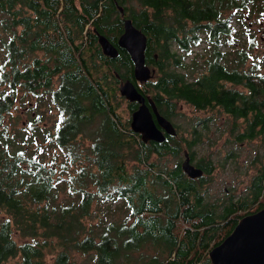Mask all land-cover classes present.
<instances>
[{"label":"trees","instance_id":"16d2710c","mask_svg":"<svg viewBox=\"0 0 264 264\" xmlns=\"http://www.w3.org/2000/svg\"><path fill=\"white\" fill-rule=\"evenodd\" d=\"M135 1L137 6L129 0H0V8L13 14L14 22L6 27L9 39L1 41L5 52L0 49V206L7 213L0 220V264L17 253L24 264H43L47 249L56 245L54 264H81L74 253H85L91 264H130V260L134 264H206L207 257L188 259L191 252L206 251L217 236L210 234L211 227L201 228L218 217L224 226L229 225L227 235L242 216L264 206V198L255 206L264 192V163L253 178V198L229 202L221 212L203 204L182 161L155 171L151 156L180 155V139L168 134L163 142H144L141 133L123 121L116 100L119 82L130 78L177 127L178 99L202 109L220 104L235 117L234 123L243 119L244 128L242 123L237 126L242 139L258 135L264 139V72L258 63L249 68L242 62L235 65V59L248 58L244 47L221 50L222 43L236 40L232 11L243 16L253 1ZM120 6L148 37L146 63L155 72L143 87L134 75L129 52L118 47V55L112 57L99 42L102 33L118 46L124 29ZM18 24L23 26L20 35L13 30ZM202 32L211 47L208 53H197L204 64L194 72L196 58L185 59L202 43ZM28 39L29 50L43 49L51 55L46 60L36 57L22 68L19 60ZM58 74L59 83L52 88ZM20 83L35 94L41 87L51 89V106L60 118L54 130L41 129L33 119L32 139L22 131V140L19 133H10L5 119ZM138 105L130 101L132 111ZM83 139L91 143L83 144ZM39 140L53 149L51 158L29 153L28 143ZM182 141L194 158L191 145L196 140ZM38 147L41 153L47 151L43 144ZM70 165L76 172L64 173L63 168ZM201 166L208 172L212 169ZM156 181L164 185V192L158 191ZM63 192L68 195L65 199H61ZM117 200L127 208L116 207L129 214L122 221L106 218L87 224L93 202L102 206ZM180 223L181 235L176 232ZM12 227L28 240L18 244Z\"/></svg>","mask_w":264,"mask_h":264},{"label":"rangeland","instance_id":"374dc122","mask_svg":"<svg viewBox=\"0 0 264 264\" xmlns=\"http://www.w3.org/2000/svg\"><path fill=\"white\" fill-rule=\"evenodd\" d=\"M129 1L133 5L137 6V1ZM252 1V9L251 7L247 8L243 16L241 15L238 19L233 18L231 20L233 28L237 31H241V34L236 37L237 41L235 43H238L240 47H244L246 52H248V58L244 59V61L241 59L239 61L235 59V61H237L235 65L242 62L244 68H249L258 63L257 66H259L264 72V13H260L262 11L264 12V0H259L263 9L260 7L258 0ZM139 8L140 7H137V9ZM8 24L14 25L13 14L9 15V13L4 12L0 8V49L3 53L5 50L1 48V41L4 38L5 41L9 39V29L6 28ZM15 29L17 35H20L23 30L22 24H18L13 27V30ZM201 34L203 37L202 43L193 47V52L188 57V59H185L186 62H190L192 56L196 54L195 52L204 53L209 48V43L205 38L206 33L202 32ZM28 42L29 39L26 43H23V46L24 44H27V48L24 56H22L19 60L21 63L20 67L22 68L24 67V64H31L33 59L36 57L46 60L51 55L43 49L29 50ZM222 44V48L225 50L230 49L234 45L232 43L227 45L226 42ZM171 45L173 50H177L178 46L175 42L171 43ZM232 56H237V53H233ZM1 64L2 60L0 54V66ZM203 64V57L196 58V61H193L192 63L194 72L200 71L203 67ZM171 66L173 65H170V67ZM179 69L186 71V68L183 67H179ZM62 73L63 72L60 74L62 75ZM60 74L55 76L52 88H55L58 85ZM0 81H3V79L0 78ZM142 83L143 82L140 84L143 87L144 85ZM226 83L233 85L231 82ZM37 91V94H35L29 88L22 86L21 83L18 84L14 103L10 108L11 110L9 113L6 115L5 123L7 126H9L10 133H19L18 137L20 140H22V134L20 131L27 134V139L33 138V132L35 131L31 126V120L33 119L37 120V126H39L41 129H44L46 126L54 130L56 125L59 123L60 118L57 113V109L51 106V89H45L41 87ZM116 100L119 101L118 111L122 116L123 121L128 122L129 125H131L133 111L130 108V100L121 94L119 87L116 94ZM177 106L179 110L174 117V122L179 125L178 127L176 126V135L179 136L181 144L183 145L182 152L177 156L172 154H167L164 156L153 154L151 156V160L156 163L155 171L161 168H173L179 161H183L186 158L185 152H189V147H187L188 145H186V143L182 140L183 138H193L194 130L197 129L196 132L200 134L198 136L199 140L192 147V150L196 155L195 160L198 163L205 164L209 161H212L214 165V171L211 174L206 175V178L202 183H205L204 187L210 193L211 199H217L216 201L219 204V212L223 211V201L228 204L229 200L236 201L242 195H244V193L248 192L251 194L253 190V177L259 166L264 163V139H262V137L259 135L253 138L242 139V137L239 135L240 129L237 126L242 123L241 128H244L243 119H238L234 123L235 117L226 112L224 109H220V107L209 110H196L192 104L186 102L183 99H178ZM204 117H206V120L202 121L201 119ZM204 122H207V124H204ZM89 143L91 142L83 139V144ZM39 144L46 146L47 151L42 153L39 152ZM28 146V151L30 154L36 153L39 157H42L43 160H45L47 157L51 158L53 155V149L50 146L45 145L41 140L38 142H29ZM84 147L85 146L80 145V148ZM61 159L62 156L58 155L57 161H60ZM144 167H148V165H144ZM129 169H131V163L129 165ZM63 172L66 174L76 172V168L70 165L67 168H63ZM185 175L187 176V174ZM199 179L200 178L196 180ZM155 186H157L159 192H164V185L161 186L158 181L155 182ZM226 186L228 188L227 190L225 189ZM64 190H68V186H66ZM66 197H68V195L65 192L61 193V199H65ZM195 199L196 196L194 194L191 195V200L194 201ZM219 201L221 203H219ZM175 202L176 201L174 199L171 200L173 206L175 205ZM120 204L127 208L124 204H122L121 200L114 202L110 201L102 206L96 202H93L91 206V213L86 219L87 224L96 225L106 218L108 220H116L118 222L122 221L123 218L129 214L127 210L124 212L121 208L116 207ZM4 215H7V213L5 212V209L0 206V220ZM214 219L218 220L216 217ZM220 226V229H213L210 231V234L213 232H216V235L219 234V236L215 237L214 241L222 237V235L229 228V225L223 227V223H221ZM12 228L13 235L18 244L28 240L27 238L21 236L16 228ZM183 230L184 228L180 223L176 228V232L181 235ZM151 244H153V242ZM58 250L59 247L57 245L53 246L51 249H47L43 264H54V259L58 253ZM147 251L150 252V249L146 248V252ZM138 252L139 250L135 251V253ZM155 252L156 251L153 253ZM73 255L81 264L92 263L88 260V256L85 253H74ZM1 264H24L22 254L17 253L16 255L10 256ZM130 264H134V262L130 260Z\"/></svg>","mask_w":264,"mask_h":264},{"label":"water","instance_id":"95a60500","mask_svg":"<svg viewBox=\"0 0 264 264\" xmlns=\"http://www.w3.org/2000/svg\"><path fill=\"white\" fill-rule=\"evenodd\" d=\"M119 8L124 16V29L118 38V46L102 33L98 34L99 42L104 53L112 57L118 55V47L127 50L134 62L136 79L147 81L155 72V68L146 63L147 34L125 15L124 7ZM119 88L127 99L139 103L132 112L131 127L141 133L144 142H163L168 134H177L173 121L158 111L153 98L143 94L132 79H122ZM185 154L184 172L189 177L203 174V168L191 161L189 152ZM209 256L212 264H264V206L242 216L223 241L210 249Z\"/></svg>","mask_w":264,"mask_h":264},{"label":"flooded vegetation","instance_id":"af4514ba","mask_svg":"<svg viewBox=\"0 0 264 264\" xmlns=\"http://www.w3.org/2000/svg\"><path fill=\"white\" fill-rule=\"evenodd\" d=\"M251 4V3H250ZM233 12V16L235 17V18H239L240 17V14L239 13H235V10H233L232 11ZM261 14H263L264 12L262 11V12H260ZM252 31H253V29H252ZM254 32V31H253ZM241 34V31H237L236 32V37H238L239 35ZM237 41V39L234 41V43L232 42V44H234L230 49H227V50H225V49H223L222 48V45H221V50L223 51V50H225V51H229V50H233L234 48H236V47H240L239 46V44L238 43H235ZM211 46L209 45V48H210ZM209 48L205 51L206 53H208V51H209ZM196 54L194 55V56H192V58H196V55H197V53L198 52H195ZM199 54H201V53H199ZM209 56V55H208ZM201 57H203V56H201ZM191 58V59H192ZM195 60V59H194ZM251 63H252V61H251ZM196 110H209V109H215V108H218V107H220V109H224L223 108V106H221L220 104H217V105H215V107H213V108H211V107H208V108H205V109H202V108H199V107H195V106H193ZM225 110V109H224ZM226 111V110H225ZM202 121H205L206 120V117H204V118H202L201 119ZM204 124H207V122H204ZM196 130L197 129H195L194 130V136H193V138H190V140L192 139V140H196L195 142H193L192 143V147L197 143V141L199 140L198 139V136L200 135L198 132H196ZM178 138H179V136H178ZM149 142V141H148ZM191 151L192 152H194L193 150H192V148H191ZM195 158H196V155L194 156V158H191V160H192V162L196 165V166H198V167H201V168H203V174H201V175H199V176H201V177H199V176H196V177H190V179L191 180H193L194 182H195V188L197 189V191H198V193L203 197V204L204 205H206V204H208V205H210L211 207H215L216 209H218V206H219V204L217 203V199L215 200V199H211V195H210V193L208 192V190L204 187V184L205 183H202L204 180H205V176L206 175H208V174H211L213 171H214V165H213V163H212V161H209V162H207V163H205V164H201V163H198L196 160H195ZM201 165H205L206 167H209V166H212V169H211V171L210 172H208V171H206V169H205V167L204 166H201ZM186 174V173H185ZM188 176V175H187ZM189 177V176H188ZM200 178L199 180H196V179H198V178ZM254 178V177H253ZM253 182V181H252ZM225 189L227 190L228 188H227V186L225 187ZM248 194H250V193H244V195H242L240 198H250V199H252L253 198V195H252V193L250 194V195H248ZM263 195V194H262ZM221 198V197H220ZM219 198V199H220ZM239 198V199H240ZM264 198V195L262 196V198L261 199H259V200H257L256 202H255V205H257L258 203H260V201L262 200ZM229 202H233L232 200H230V201H228V203ZM219 203H221L220 201H219ZM223 210H227V204L225 203V201H223ZM219 212V211H218ZM216 218H218V217H216ZM221 224V221H218V220H214V222H211V223H209V224H206L205 225V227H211L212 228V230L213 229H216V226H219ZM226 224L227 223H225V226H226ZM224 226V223H223V227H225ZM205 227H202L201 229L202 230H204L205 229ZM210 229H208V231H209ZM207 231V232H208ZM226 231H228V230H226ZM226 233V232H225ZM224 233V234H225ZM209 233H207V235H208ZM222 235V237H220L219 239H221L222 238V240H220V241H223V239L228 235ZM217 236H219V234H217ZM206 238V237H205ZM204 238V239H205ZM214 239H215V237H213L210 241H209V247H208V249L205 251V250H203L202 252H200V253H196V252H191L190 254H189V256H188V259H191V258H198V257H204V258H208L209 259V263L207 262L206 264H212V261H211V258H210V256H209V251H210V249L213 247V246H215V245H217V244H219V243H221L220 241H219V243H217V244H215L214 245ZM218 239V240H219ZM218 240H216V241H218ZM211 246V247H210ZM199 264V263H198Z\"/></svg>","mask_w":264,"mask_h":264},{"label":"snow or ice","instance_id":"6c2138e0","mask_svg":"<svg viewBox=\"0 0 264 264\" xmlns=\"http://www.w3.org/2000/svg\"><path fill=\"white\" fill-rule=\"evenodd\" d=\"M22 155V154H21Z\"/></svg>","mask_w":264,"mask_h":264}]
</instances>
